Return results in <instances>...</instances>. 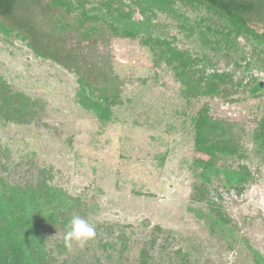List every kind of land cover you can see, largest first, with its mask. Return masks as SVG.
<instances>
[{"label":"rangeland","instance_id":"1","mask_svg":"<svg viewBox=\"0 0 264 264\" xmlns=\"http://www.w3.org/2000/svg\"><path fill=\"white\" fill-rule=\"evenodd\" d=\"M64 1L114 29L122 83L107 99L0 28V186L37 264H264L261 38L197 0ZM73 216L93 238L66 242Z\"/></svg>","mask_w":264,"mask_h":264},{"label":"trees","instance_id":"2","mask_svg":"<svg viewBox=\"0 0 264 264\" xmlns=\"http://www.w3.org/2000/svg\"><path fill=\"white\" fill-rule=\"evenodd\" d=\"M197 1L264 42V30L256 27L264 25V0ZM73 9L64 0H0V28L26 41L38 56L74 74L89 89L114 101L122 81L114 71L112 56L104 50L111 46L114 29L106 22L95 25L94 20L84 22L79 15L73 17ZM173 50L176 56L184 57L179 49ZM196 84L188 87L189 92L190 89L196 92L192 96L202 88L199 81ZM261 88L257 83L252 90L257 93ZM203 91L207 95H219L221 80L209 79ZM255 137L257 143L264 145V122L256 129ZM7 189L0 186V217L4 201L12 209H5L10 213L4 214L0 222V264H37L41 254L35 256L33 252L38 239L42 240L38 237L39 223L27 220L25 211H20L19 205L25 207V204L15 203L22 192Z\"/></svg>","mask_w":264,"mask_h":264},{"label":"clouds","instance_id":"3","mask_svg":"<svg viewBox=\"0 0 264 264\" xmlns=\"http://www.w3.org/2000/svg\"><path fill=\"white\" fill-rule=\"evenodd\" d=\"M94 235L95 228L93 225L79 216H73L70 221L69 230L66 232L65 240L66 242L77 241L83 244L93 238Z\"/></svg>","mask_w":264,"mask_h":264},{"label":"water","instance_id":"4","mask_svg":"<svg viewBox=\"0 0 264 264\" xmlns=\"http://www.w3.org/2000/svg\"><path fill=\"white\" fill-rule=\"evenodd\" d=\"M260 86H261V87L263 86V82L260 83Z\"/></svg>","mask_w":264,"mask_h":264},{"label":"flooded vegetation","instance_id":"5","mask_svg":"<svg viewBox=\"0 0 264 264\" xmlns=\"http://www.w3.org/2000/svg\"><path fill=\"white\" fill-rule=\"evenodd\" d=\"M261 83V82H260ZM263 87V86H262Z\"/></svg>","mask_w":264,"mask_h":264}]
</instances>
